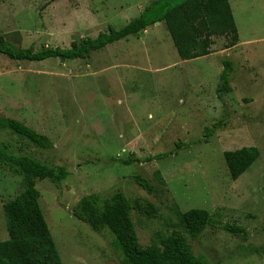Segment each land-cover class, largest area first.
<instances>
[{
	"label": "rangeland",
	"instance_id": "1",
	"mask_svg": "<svg viewBox=\"0 0 264 264\" xmlns=\"http://www.w3.org/2000/svg\"><path fill=\"white\" fill-rule=\"evenodd\" d=\"M150 1L0 0V35L34 51L68 48L121 29ZM228 1L238 44L225 49L227 39L214 38L208 56L189 61L180 60L163 22L85 59L26 62L0 54V117L22 122L53 146L41 150L0 130V151L68 172L58 186L36 183L62 264H120L113 236L72 215L82 197L116 192L156 209L153 216L131 213L142 247L158 233L181 231L176 211L204 209L216 225L188 238L195 256L211 264H264V0ZM224 60L232 73L219 99ZM242 147H256L259 158L234 181L223 153ZM133 158L141 162L120 163ZM21 180L0 161V241L7 239L3 205L23 190ZM224 223L246 234L224 231Z\"/></svg>",
	"mask_w": 264,
	"mask_h": 264
},
{
	"label": "trees",
	"instance_id": "2",
	"mask_svg": "<svg viewBox=\"0 0 264 264\" xmlns=\"http://www.w3.org/2000/svg\"><path fill=\"white\" fill-rule=\"evenodd\" d=\"M51 2L59 0H50ZM156 22H163L180 60L189 61L208 56L214 38L227 39L225 49L238 44L239 37L228 0H151L138 16L124 27L99 33L95 38L73 41L68 48H44L34 51L19 48L0 35V54L14 61L41 62L47 59L60 61L85 59L92 52L107 45L145 31ZM216 95L219 99L229 90L232 63L222 62ZM221 122L209 129L205 138L211 137ZM0 130H6L28 141L41 150L52 149L50 139L37 133L22 122L0 117ZM163 155L155 156L161 158ZM223 158L232 180H237L259 158L256 147H242L223 153ZM8 163L15 175L22 177L23 190L3 205L7 239L0 241V264H62L38 200L37 181L48 180L58 186L68 172L65 167H50L27 156L6 155L0 151V161ZM150 158H146L149 161ZM141 162L139 158L124 159L122 165ZM134 182L148 193L149 183L139 177ZM132 211L153 216L156 209L142 205L137 200L130 202L123 193L116 192L104 198L97 193L82 197L75 205L72 215L86 223L96 233L107 230L114 238V249L120 254V264H211L193 254L190 239H197L207 226H215L208 211L190 209L176 211L175 216L181 231L169 235L157 234L154 240L142 247L138 241L132 220ZM221 229L233 234H246L242 226L224 223ZM218 264V263H213Z\"/></svg>",
	"mask_w": 264,
	"mask_h": 264
},
{
	"label": "water",
	"instance_id": "3",
	"mask_svg": "<svg viewBox=\"0 0 264 264\" xmlns=\"http://www.w3.org/2000/svg\"><path fill=\"white\" fill-rule=\"evenodd\" d=\"M155 24H158V22H156Z\"/></svg>",
	"mask_w": 264,
	"mask_h": 264
}]
</instances>
